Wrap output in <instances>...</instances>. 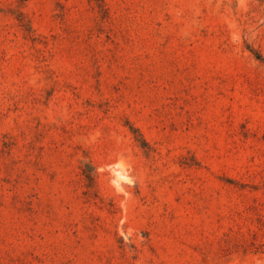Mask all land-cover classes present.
<instances>
[{
    "label": "rangeland",
    "instance_id": "rangeland-1",
    "mask_svg": "<svg viewBox=\"0 0 264 264\" xmlns=\"http://www.w3.org/2000/svg\"><path fill=\"white\" fill-rule=\"evenodd\" d=\"M0 264H264V0H0Z\"/></svg>",
    "mask_w": 264,
    "mask_h": 264
}]
</instances>
